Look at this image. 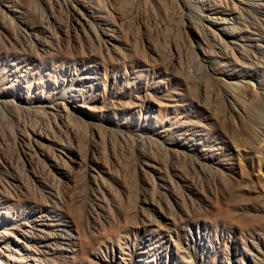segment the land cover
<instances>
[{"label": "rangeland", "instance_id": "374dc122", "mask_svg": "<svg viewBox=\"0 0 264 264\" xmlns=\"http://www.w3.org/2000/svg\"><path fill=\"white\" fill-rule=\"evenodd\" d=\"M223 1L210 0L214 9L204 11L225 18L220 27L209 25L218 33L213 42L228 40L222 25L244 30L233 39L242 54L234 51L229 64L215 62L217 73L207 62L216 46L200 43L195 17L178 0L104 4L103 14L121 24L127 32L122 41L134 44L139 55L110 68L108 86L127 106L136 95L144 100L146 92L151 100L143 101L140 115L102 111L107 128L101 140L85 131L74 181L61 187L71 196L63 224L68 220L70 232L68 225L77 227L87 241L84 249L72 246L73 259L63 252L47 255L56 264H264V48L256 47H264V14L247 9L250 13H240L235 22ZM40 6L51 14L49 6ZM67 12L64 5L54 6L53 14L68 28ZM241 86L249 90L237 95ZM39 114L25 116V125L43 120ZM55 127L63 139L65 128ZM13 135H5L0 146L9 149L3 155L12 157L13 167H21L27 151ZM151 137L175 143H164L172 147L162 150ZM31 154L36 173L53 183L50 159Z\"/></svg>", "mask_w": 264, "mask_h": 264}, {"label": "bare ground", "instance_id": "6f19581e", "mask_svg": "<svg viewBox=\"0 0 264 264\" xmlns=\"http://www.w3.org/2000/svg\"><path fill=\"white\" fill-rule=\"evenodd\" d=\"M53 1L0 0V141L5 139V135L11 137L14 134L11 133L14 125L15 136L22 141L25 148L23 151H27L22 164L24 167H13L12 157L3 155L9 149L4 148L3 151L0 146V264H56L55 258H49L47 255L63 252L72 258L73 245L84 249L86 236L73 225H68L72 226L70 232L71 227H67L68 220L64 219L66 225L63 224L64 212L71 209V196L61 187L74 181L73 163L81 160V139L84 138L86 130L98 140L103 139L101 130L107 127L102 123V111L140 115L144 107L143 101L151 100L148 92L143 90L141 92H146L144 100L136 95V101L127 106L117 99L114 91L108 86L110 68L124 65L133 58L139 59L135 45L132 47L122 41L127 32H123L121 24L110 23V17L102 12L107 2H110L112 8L117 5L120 7L121 3L117 4L118 2H114L116 0ZM178 1L195 17L200 29L198 30L201 31L200 43L216 46L214 53L211 52L212 59H207L212 73H217L215 62L220 63L222 59L226 63L233 61L236 50L242 54L239 50L241 46L233 39L242 37L240 33L244 29L234 26L235 23L234 27L230 24L229 27L222 25L220 28L227 41L218 37V40L213 42L218 33L213 32L209 25L220 27L225 18L219 20L218 14L217 17L204 14L205 10L214 9L210 0ZM227 2L228 15H232L235 22L240 13L249 12L247 9L258 10L264 14V5L261 3L237 0L243 4L239 7L233 0ZM41 3L49 6L47 8L51 14H44L45 9L41 8ZM61 4L69 12V16L66 14L70 24L68 28L67 22L65 24L61 17L53 14L54 6L61 7ZM193 6L197 9L193 10ZM256 47L264 48L260 45ZM209 49L211 50V47ZM131 78L128 75L126 79ZM227 83L229 88H235L234 82ZM242 86L236 88L237 95L244 89L249 90ZM31 112H40L39 116L44 115V118L27 126L24 118L28 117L29 113L33 114ZM46 116L51 117L52 125L49 119L44 120ZM59 125L65 128L62 140L56 137L57 133L54 134L53 126ZM114 125L115 128L120 127V123L115 122ZM15 136H12L14 140ZM141 136L137 135L139 142L142 140ZM152 139L159 143L162 150H171L172 147L168 148L164 143H175L172 140ZM147 140L149 141V138ZM31 151L45 153L50 159L56 169V174L52 176L53 183L47 182L46 178L36 173L33 168L35 159L33 160ZM24 170L26 174L23 173ZM66 234L69 235V243L66 241Z\"/></svg>", "mask_w": 264, "mask_h": 264}]
</instances>
